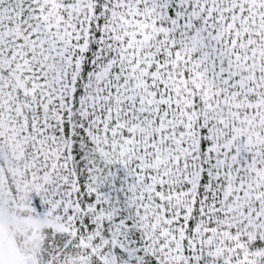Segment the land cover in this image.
<instances>
[{"label":"snow or ice","instance_id":"snow-or-ice-1","mask_svg":"<svg viewBox=\"0 0 264 264\" xmlns=\"http://www.w3.org/2000/svg\"><path fill=\"white\" fill-rule=\"evenodd\" d=\"M0 264H264V0H0Z\"/></svg>","mask_w":264,"mask_h":264}]
</instances>
